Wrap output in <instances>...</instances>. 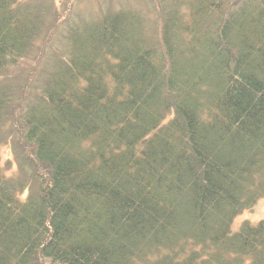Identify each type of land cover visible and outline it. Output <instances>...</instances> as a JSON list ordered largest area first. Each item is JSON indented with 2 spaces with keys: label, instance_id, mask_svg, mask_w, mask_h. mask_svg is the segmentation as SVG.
<instances>
[{
  "label": "trees",
  "instance_id": "trees-1",
  "mask_svg": "<svg viewBox=\"0 0 264 264\" xmlns=\"http://www.w3.org/2000/svg\"><path fill=\"white\" fill-rule=\"evenodd\" d=\"M166 1L157 34L105 13L21 82L66 19L0 0V264H264V219L232 233L264 197V0Z\"/></svg>",
  "mask_w": 264,
  "mask_h": 264
},
{
  "label": "rangeland",
  "instance_id": "rangeland-1",
  "mask_svg": "<svg viewBox=\"0 0 264 264\" xmlns=\"http://www.w3.org/2000/svg\"><path fill=\"white\" fill-rule=\"evenodd\" d=\"M54 5L50 7L53 11L54 8L58 9L60 12L63 22L66 21L58 28L52 29L50 35V41H45V39L38 40L37 48L35 54L25 59L22 66L13 75H19V79L23 82L29 75L33 68V62L35 57L39 52V45L41 47H47L45 42H49V46L45 49L46 57L44 63L49 66H53V60L49 59L51 56H57L56 52L63 51L67 48V30L72 27L83 25L87 22H93L99 17H102L108 12H117L121 10H131L140 14L143 19V24L145 29L151 34H157L164 23V17L161 14L162 0H53ZM173 2V0H167L165 4ZM51 10V12H52ZM49 15V11H47ZM58 28V29H57ZM79 29L77 28L75 32ZM72 33L73 29H72ZM83 31L79 32V36ZM50 53V57L47 56ZM43 61V60H42ZM40 64V66L42 65ZM41 68V67H39ZM38 68V69H39ZM10 147H2L0 150V159L3 165L9 160L14 159V155L10 150ZM16 169V168H15ZM14 169V170H15ZM8 171L7 173H11ZM264 219V197L260 198L254 206L246 209L243 213L238 215L232 224V233L240 230L244 222H251L252 224H257L260 220Z\"/></svg>",
  "mask_w": 264,
  "mask_h": 264
}]
</instances>
